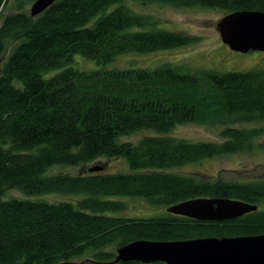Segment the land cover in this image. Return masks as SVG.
<instances>
[{"label": "trees", "instance_id": "trees-1", "mask_svg": "<svg viewBox=\"0 0 264 264\" xmlns=\"http://www.w3.org/2000/svg\"><path fill=\"white\" fill-rule=\"evenodd\" d=\"M9 1L0 0V58L6 55L0 72V264H143L114 263L117 249L141 239L264 234V209L222 222L170 212L128 217L112 213L127 203L110 198H145L166 209L199 197L264 203V181L176 170L255 150L264 126L242 125L264 121V69L184 70L172 61L155 68L114 66L122 56L194 41L162 28L153 14L134 11L130 2L228 14L264 11V0H57L36 17L24 8L36 0H14L7 10ZM77 54L100 67L74 66ZM187 123L223 125L222 140L172 134ZM139 131L151 134L121 140ZM102 158L125 159L130 170L107 172V163H99L91 166L98 170L77 175L51 172ZM10 190L23 197L7 196ZM54 193L78 198L42 197Z\"/></svg>", "mask_w": 264, "mask_h": 264}, {"label": "rangeland", "instance_id": "rangeland-1", "mask_svg": "<svg viewBox=\"0 0 264 264\" xmlns=\"http://www.w3.org/2000/svg\"><path fill=\"white\" fill-rule=\"evenodd\" d=\"M14 0H10L8 9L10 10ZM131 8L139 13L153 14L160 22L162 28L172 31H183L193 37L194 41L186 46L163 50L150 54H130L122 56L114 63L116 67L129 66L155 68L166 61L185 67L184 70L197 68L216 70L220 72L228 71H250L254 69H264V51H249L247 53L233 51L228 45L223 43L218 30V22L227 14L223 10H214L199 7H174L159 3L142 4L140 2H130ZM30 12L31 5L24 7ZM2 64L6 60V55L1 56ZM74 66L86 70L99 68V64L82 54L75 55ZM242 126H264V121L248 123ZM223 125L216 124H198L187 123L179 124L172 131L177 137H184L191 140H215L220 141ZM150 131V130H149ZM149 131H139L131 135L121 137L123 141L137 142ZM154 134H157L156 132ZM257 147L253 152H244L241 154L224 155L210 159H204L199 162L191 163L177 168V171L184 173H206L207 178L212 180L222 179L224 181H264V134L256 140ZM107 163L106 170L109 172L125 173L130 170L127 160L122 158L98 159L88 163L86 166H58L51 172H65L77 175L84 172V169L95 164ZM7 196L23 197L20 191L10 190ZM44 199L51 202L61 200L77 201L78 196L65 194H46L42 195ZM35 198V197H30ZM119 199L127 203V208L119 212L113 211V214L123 216H164L168 211L166 207H156L151 205L147 199L134 196L110 197ZM259 209H264V203ZM85 257H79L77 260H83Z\"/></svg>", "mask_w": 264, "mask_h": 264}, {"label": "water", "instance_id": "water-1", "mask_svg": "<svg viewBox=\"0 0 264 264\" xmlns=\"http://www.w3.org/2000/svg\"><path fill=\"white\" fill-rule=\"evenodd\" d=\"M56 1L36 0L31 5V16L40 15ZM217 27L223 43L231 50L242 53L264 51V11L230 12L218 22ZM98 169L91 167L89 170ZM258 209V204L227 197L193 198L167 208L174 215L220 222L239 218ZM121 261H139L143 264H264V234L172 241L135 240L117 249L114 263Z\"/></svg>", "mask_w": 264, "mask_h": 264}]
</instances>
